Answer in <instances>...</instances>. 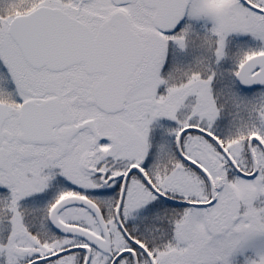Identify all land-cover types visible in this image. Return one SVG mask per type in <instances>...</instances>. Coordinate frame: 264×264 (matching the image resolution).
<instances>
[{
	"label": "snow or ice",
	"instance_id": "1",
	"mask_svg": "<svg viewBox=\"0 0 264 264\" xmlns=\"http://www.w3.org/2000/svg\"><path fill=\"white\" fill-rule=\"evenodd\" d=\"M0 264H264V0H0Z\"/></svg>",
	"mask_w": 264,
	"mask_h": 264
}]
</instances>
